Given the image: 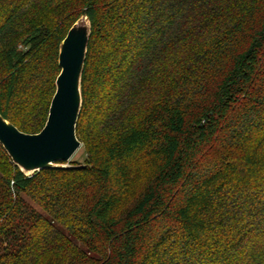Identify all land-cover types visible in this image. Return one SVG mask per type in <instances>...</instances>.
<instances>
[{
	"label": "trees",
	"instance_id": "trees-1",
	"mask_svg": "<svg viewBox=\"0 0 264 264\" xmlns=\"http://www.w3.org/2000/svg\"><path fill=\"white\" fill-rule=\"evenodd\" d=\"M81 17L86 160L26 176L0 145V264H264V0H0L19 131L45 126Z\"/></svg>",
	"mask_w": 264,
	"mask_h": 264
},
{
	"label": "water",
	"instance_id": "water-1",
	"mask_svg": "<svg viewBox=\"0 0 264 264\" xmlns=\"http://www.w3.org/2000/svg\"><path fill=\"white\" fill-rule=\"evenodd\" d=\"M90 37V22L81 17L61 42L56 90L39 133H23L0 114V145L26 176L66 168L82 147L76 128L83 105L81 84Z\"/></svg>",
	"mask_w": 264,
	"mask_h": 264
},
{
	"label": "rangeland",
	"instance_id": "rangeland-1",
	"mask_svg": "<svg viewBox=\"0 0 264 264\" xmlns=\"http://www.w3.org/2000/svg\"><path fill=\"white\" fill-rule=\"evenodd\" d=\"M85 160H86V154L84 152L83 147H81L73 156L71 162L84 163ZM149 177H150V172L148 171V169H141L136 171V173L133 176L132 185L128 192L127 198L124 202V207H129L130 204H132L134 200L138 198V196L142 193Z\"/></svg>",
	"mask_w": 264,
	"mask_h": 264
}]
</instances>
